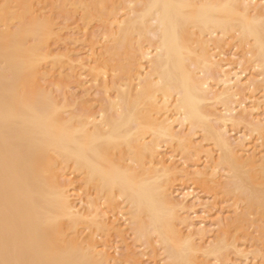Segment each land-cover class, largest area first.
I'll return each mask as SVG.
<instances>
[{
	"label": "bare ground",
	"instance_id": "obj_1",
	"mask_svg": "<svg viewBox=\"0 0 264 264\" xmlns=\"http://www.w3.org/2000/svg\"><path fill=\"white\" fill-rule=\"evenodd\" d=\"M43 1L0 0V260L114 264L120 256L114 259L117 254L100 250L106 245L98 249L93 240V232H116L120 225L99 210L107 205L124 210L138 237L150 243L155 234L166 262L169 260L166 264H217L231 246L227 235L246 225V213L234 214L223 228L226 236L217 242L201 240L202 245L198 244L195 237L203 239L210 231L204 225L192 226L183 214L189 194L181 196L180 202L170 197L172 179L188 173L171 166L170 158L164 159L159 149L164 141L172 148L194 150L187 134L193 136L199 129L220 155L205 172L196 167L194 176L230 199L244 201L250 212L264 219V190L255 193L248 186L253 181L264 184V121L256 122L253 117L248 122L262 142L261 158L256 153L246 156V137L236 139L235 151L224 127L251 116L257 107L243 106L241 114L234 115L233 98L246 82L241 81L246 68L237 72L231 68L234 63L228 62L231 69L227 70L228 64L222 65L218 58L223 53L212 52L209 45L220 47L229 38L236 41L251 69L264 76V5H253V0H52L51 4H70L89 20L94 11L105 12L100 16L105 41L92 40L89 59L82 61L70 51L60 52L59 46L52 48L67 38L56 28L52 14L41 13ZM143 40L153 44L144 46ZM75 62L83 70L87 68L97 84L103 78L104 94L114 90L113 96L105 94V104L97 115L84 108L69 110L72 106L68 97L63 98L66 94L59 98L63 103L54 95L58 88L55 74L70 71L65 66L74 67ZM123 78L126 81L121 83ZM213 80L220 89L210 84ZM246 80V90H255L256 81ZM212 100L224 107L220 116L215 114L218 117L207 108L206 102ZM213 117L223 127L216 126ZM184 126L189 133L179 134L176 128ZM221 167L230 180L223 185L217 176ZM67 170L102 195L100 204L88 202V209L86 206L82 212L75 207L68 190L71 182L61 181ZM218 224L215 221L213 226ZM79 226L92 230L93 236L90 232L85 236L88 239L81 237L85 231L80 232ZM237 247L235 252L242 257ZM209 256L214 260H205Z\"/></svg>",
	"mask_w": 264,
	"mask_h": 264
},
{
	"label": "rangeland",
	"instance_id": "obj_2",
	"mask_svg": "<svg viewBox=\"0 0 264 264\" xmlns=\"http://www.w3.org/2000/svg\"><path fill=\"white\" fill-rule=\"evenodd\" d=\"M257 1L258 0H253L252 4L257 5L259 7H262L264 5L263 1H260V0L258 2ZM51 2H52V0H44L43 3L39 5V7L41 8L40 9L41 13L46 14V15L52 14L53 18H54L53 21L56 24V28L61 30V34L64 38H67L66 42H63V44L61 42V43L57 44L56 46L53 45L52 48H56L59 46L58 50L63 49L60 52H64L65 50H67L68 52L70 51V55L72 54L71 56H73V55L76 56V57L73 56L75 59L81 58L82 61H88L90 53H91L90 49L92 48V47L90 48L91 41L97 40V39L100 41H103V42L105 41V40H103V36H102L103 35L102 32L105 31V28L103 27L104 24L102 23L103 19L100 18V16L103 15L105 12L103 10L102 11L96 10V11H94L95 15L92 17L91 20H89V19H85V17L82 16V14H83L82 11L73 10L70 4H66L65 6H62L60 3H57V5H56V3L51 4ZM109 6L110 5H108V7ZM84 24H86V25H84ZM76 40H77V43H76ZM226 41L228 42V45H227ZM226 41H225V43L223 42V44H225V45H223L221 43L220 47L218 45L216 47V44L214 45L213 43H209V45H210L212 52H214L216 54H218L219 52L223 53L222 55H224V57L223 56L219 57L220 56L219 55L218 58L223 60L221 62V63H223L222 65L228 64V65H226V66H228L227 70L232 68V70L236 69L237 72H239V71L244 70V68H246L245 72L242 74L243 76L244 75L245 76L241 77V81L243 80V82H245V81L246 82L243 83V86H242L241 90L239 91L240 94H238L237 97L233 98V101L236 104L233 103L234 105H232L231 104L232 102L230 103L234 108H236L233 113H234V115L238 116L241 114V112H242L241 109L243 106H246V107H248V109H250L253 106V104L256 105L257 110H255L251 114V116H249L248 114H247V116H244L245 117L244 120H240V121L238 120L237 122H233V123L227 122L226 126L224 127L227 130V133H225V134H227L226 137L229 139L230 143L233 144L232 145L233 148L236 149V150L234 149L235 151H238V147H234L237 145V143H235V142H238L239 139L246 137L245 144L249 147L247 149L248 150V152L246 153L247 155L246 154L245 155L246 156L252 155V154L254 155L256 153L257 158L260 159L261 156L263 155V153H262L263 149H261L262 147L259 148L260 144L262 142H261V140H258V138H259L258 133L252 131V129L248 125V122L252 121L253 117H254V120L257 119L256 122L259 120H261V122L264 121V81H263L264 76L263 75L262 76L256 75V74H259L260 72H257L258 70L257 71L255 70L256 71L255 72L254 70L251 69V65L247 63L246 59H244V56H243L244 52L242 51V49L240 48L238 43L237 44L234 43L236 41H234L232 39L230 41V38ZM141 43L147 47L149 45L153 44V43L146 41V40H143ZM97 47H98V45H97ZM64 48H67V49H64ZM68 48H69V50H68ZM149 49L152 50V47ZM216 49H218L219 51ZM228 62L231 65H232V63H234V64L231 66ZM240 63H241V66H240ZM146 64H147V62L145 61V65ZM73 65H74V67H76L75 73H73L74 70H72L74 67L71 66V64H70V65H68V67L65 66V68L70 69V71L65 69V70H62L63 73L61 72V74H55L53 81L58 86V88L54 89V95H56L57 98L59 99L61 96L63 97V94H66V95H64L63 98L65 99L68 97L67 103L71 104V105H69L70 107L72 106V109L69 108V110L74 109V110L78 111L81 108H84L85 112H88V113L91 112L92 114L97 115L98 112L103 108V105L105 104L106 96H108V95L113 96L114 90L109 89L107 91V94L108 93L109 94L107 95L105 93L106 94V96H105V94H104L105 91H104V88L102 85L103 84L102 83V79H103L102 77L99 78V79L102 78L101 81L99 80L102 84L99 83L98 81H97L98 82V84H97L96 81L95 82L93 81L94 79H91L93 77L91 75H89V73H88L89 71H87L88 70L87 68H85V70H83L80 66H78V64H77V66H78L77 67L76 62H75V64L73 63ZM229 65L231 66V68ZM234 65H236V66H234ZM69 66H70V68H69ZM78 70H80V71H78ZM236 70H234V71H236ZM64 71L66 72V75H68V76L65 75ZM70 72H71V74H70ZM210 73H211V77L215 80L216 73L214 71H212ZM109 74H112V73H109ZM255 75H256V77H255ZM71 76L72 77L74 76V77L72 78ZM250 78L252 79V81L253 80L256 81L255 82L256 86L254 87L255 90L253 89L252 92H249L246 90L247 89L246 83L248 82V80H246V79L250 80ZM90 79H91V81H90ZM214 80L211 81L210 84H212V85L216 84V82ZM124 81H126V79L123 78L121 83H123ZM216 87L218 89H220V86L217 84L214 87L215 90H217ZM242 90H243V92H241ZM64 99H62V101L60 99L59 100L61 103H63ZM206 103H207L206 105H208L207 108L208 109L210 108L209 110L215 112V113H213L214 116L218 117L222 114V111L224 110L222 103L219 102V104H218L217 101H215L213 103V100L206 102ZM238 103L239 104L244 103V104L241 105V107H237V106H239ZM209 104H211V105L213 104V105L211 106ZM67 110H68V108H67ZM215 114H217L218 116ZM213 119L215 121L213 123L214 124L217 123V124H215L216 126H218V124H220L219 126L223 127L222 122L216 121L217 118L213 117ZM224 128H222V129H224ZM176 130H178L177 132H179V134H180V132L181 133L183 132L184 135H186L185 133H189V129L185 126L182 128L177 127ZM187 135L191 136V138L193 140L192 143H194V144H192V146H195V147L197 146L196 148L198 150L195 149V147H194V150H191L192 147L189 150H186L184 147L177 146V145H175V147H173L174 148L173 149L169 143H164V141L162 140L163 142L161 141L162 144H161V148L159 149L160 150L159 153L163 156L164 159L170 158V160L172 161V162H170V165L173 163L172 164L173 167L177 166L179 169H185L188 173V174L178 173V174H176L177 176H175V178H173L174 180L172 179L173 182L171 183V186H170L172 188V189H170L172 194L170 192V197L173 200L180 202L181 199L178 200L179 198H182L183 195H185V194H189V197L187 199L188 202L185 203V206H186L185 210H187V211L183 210L184 211V212L182 211L183 214L185 216L187 215V217L189 218L188 221L190 222V224H193L192 226L195 225L197 227L198 226L201 227L204 225V228L207 229L208 231H210V232L205 234L206 236L205 235L203 236L204 238L202 237L204 240L201 238H200V240H198L199 238L197 239V237H195L196 238L195 240L200 245H202L201 240H202V243H205V244L209 243V242H212V243L217 242L219 238H221L222 236H226L223 234L224 233L223 228H225V229L227 228V225L225 227V224H227L230 219H232V218L234 219V217H236L235 215H240V214L246 213L245 215H247V220L243 222V224H246V225L243 226L244 228H241L235 232H232V233L230 232L231 234H228L229 236L227 235V239L229 238L228 241L231 243L232 247L230 246L226 250V252H224L223 259L218 261L217 264H240V263L241 264H258V263L264 264V262H261V261H263L264 258L263 259L260 258V257H263L262 255L264 254V219L259 217L258 215H256V213H252L253 211L250 212L251 210L247 209V204L244 203V201H235L233 198L230 199L229 198L230 196H227V195L225 196L221 192V190H219V189L216 190L213 188L211 189L210 184L207 185L205 183L206 181L205 182L203 181L204 179H198L197 177L194 176L193 173L195 171H198L199 169L201 170V172H205L207 166L209 167L208 164H211L213 166L214 164H212V163L220 155V151L212 143H209L203 139V133L201 131H199V129L198 130L196 129L193 136H192V134L190 135V133ZM236 139H238V140L236 141ZM254 146H257L255 148H257V150L261 151L262 154L259 151H257L254 148ZM198 147L199 148L203 147V149H201L202 151L200 150L201 153L200 152L196 153V151H199ZM172 149H173V151H172ZM252 149H253V151H252ZM209 151H210L209 155L210 154L211 155L206 157V153ZM251 151H252V153H251ZM257 152H258V155H257ZM170 153H173V154H170ZM164 154L167 156H165ZM171 155L172 156L174 155V156L172 157ZM259 155H260V157H259ZM211 156L214 157V159H209ZM173 160H174L175 164H174ZM212 160H214V161L212 162ZM196 167H197V169L198 168L199 169L197 170ZM223 167H221V170L218 169V174H217V176L219 177L218 178L219 182L222 183V185L226 184V183H228V181H230L228 178V173L226 170H225L226 172L223 171V169H224ZM63 178L61 179V181L65 182V180L67 179V180H69V182H71V185L68 187V190L70 189L69 193L72 194V195L70 194L72 197L70 199H72L71 201L73 203H76L75 207L80 209L79 210L80 212L84 211V208L86 206H87L86 209H88L89 204H90L88 202L93 201L95 203L100 204V201H101L100 198L102 197V195L99 194L98 192H96V190L93 188L92 185L85 186V184L82 182L81 178L78 177V175L76 173L72 174L71 170H67L66 172L64 171ZM248 186L255 193L257 190H259V191L264 190L263 189L264 184L263 185L261 184V186H260V184L255 183V181H253V184H252V182H250L248 184ZM253 186H255V187H253ZM257 186H259V188H257ZM217 191H218V193H216ZM79 196H80V198H79ZM117 202L121 203V199H118ZM234 204H236V205H234ZM119 207H122V205L120 204ZM102 208H104V210ZM113 209L114 208L108 207L107 205L99 206V210L101 212H105L106 218H108L110 216L109 221H111V222L113 221L116 224L122 225L121 227H119L120 225L116 226L117 227L116 232H114L112 230H110V231H112L110 233L105 232V231H104V233H102L101 231L93 232L92 230L90 231V229H86V231H85V226H84V228H83V226H79V229H81L80 232H83V229L85 231V232H83V234H81V237H85L87 235L89 236L90 232H91V236H93V234H94L93 240L95 241L98 249L103 248V246L106 245L107 247L104 246V248L100 249V250H102V251L105 250V252L107 251L108 254L109 253L112 254L111 256L117 254V256H114V259H115V257H116V259L120 258L119 260L114 261V264H116L117 262L119 264H122L123 262H124L123 264H159V263L160 264H166L169 262V260H167L168 262H166V260H165L166 255L164 253V248L162 247L163 245L158 241L157 236L155 234L151 235L150 243H148V240L146 238L138 237L136 235L135 230H134V226L130 225L129 224L130 222L128 220L126 221L127 215L124 214L123 209H121V211H119V208L117 211L115 210L116 208L114 210ZM235 210H237V211H235ZM101 212H99V213H101ZM186 212H187V214H186ZM235 212H237V213H235ZM115 214H117V215H115ZM122 214L125 215V217ZM111 217H113V218H111ZM118 219H120V221H118ZM221 219H223V220H221ZM215 221H217L219 224H218V226L214 227L213 223ZM221 221L224 222V225L222 227H221V225L223 223ZM194 227H193V229H194ZM220 227H221V231H220ZM88 231H89V233H86ZM183 231H185V229H183ZM92 232H93V234H92ZM121 233L123 236H121ZM218 235H220V236H218ZM122 237H124V238H122ZM211 238L214 241H212ZM216 238H217V240H216ZM85 239H88V238L85 237ZM106 239L108 240V242ZM233 240H235V242ZM203 241H205V242H203ZM109 244H112V245H109ZM108 245H109V247H108ZM111 246L114 248H112ZM203 246H205V245L203 244ZM236 247H237V250L243 252L242 257L240 255H237V253L235 252ZM117 248H119V249H117ZM112 249L114 250V252ZM255 250L257 252H255ZM113 253H115V254H113ZM256 253H258L261 256H259ZM245 254H246V256H245ZM118 256H120V257L118 258ZM156 256H158V258ZM257 256L259 258H257ZM245 257H247V258H245ZM121 258H123L124 260L123 259L121 260ZM208 259H210V261L214 260V258L212 256H209V258H207V257L205 258V260H208ZM164 260H165V262L162 263Z\"/></svg>",
	"mask_w": 264,
	"mask_h": 264
},
{
	"label": "snow or ice",
	"instance_id": "obj_3",
	"mask_svg": "<svg viewBox=\"0 0 264 264\" xmlns=\"http://www.w3.org/2000/svg\"><path fill=\"white\" fill-rule=\"evenodd\" d=\"M0 264H23V262H15V261H8V260H0Z\"/></svg>",
	"mask_w": 264,
	"mask_h": 264
}]
</instances>
